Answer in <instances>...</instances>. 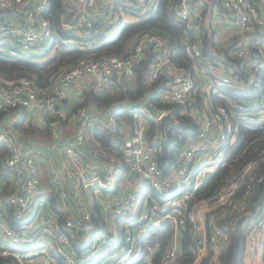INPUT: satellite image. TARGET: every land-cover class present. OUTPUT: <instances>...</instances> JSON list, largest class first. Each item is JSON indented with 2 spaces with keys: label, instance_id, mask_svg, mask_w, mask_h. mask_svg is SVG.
<instances>
[{
  "label": "built area",
  "instance_id": "2783aa9c",
  "mask_svg": "<svg viewBox=\"0 0 264 264\" xmlns=\"http://www.w3.org/2000/svg\"><path fill=\"white\" fill-rule=\"evenodd\" d=\"M148 1L60 0L62 11L56 22L49 12L51 0H0L2 51L36 57L59 46L92 50L116 23L137 21L131 9ZM220 2L212 24L219 34L232 31L227 45L231 64L205 53V1L172 0L171 12L185 24L184 48L193 70L177 65L167 39L149 31L140 34L125 55H84L58 69L44 84L29 76L0 74V107L35 114L50 127L57 148L59 123L67 118L57 107L70 96L71 85L85 81L103 95L116 79L136 76V65L147 57L148 48L156 54L151 78L163 74L169 80L163 100L184 112L190 102V113L196 117L202 113L196 135L178 146L166 172L156 153L163 139L158 125L162 115L173 109H157L141 98L135 110L144 111L146 103L155 109L158 115L150 114V119L157 122V132L147 135L148 118L143 112L136 114L123 155L98 148L96 153L106 160L98 165L83 158L79 149L96 127L115 132L117 118L112 112L92 115L89 106L80 107L75 113L78 132L64 147L71 165L51 168L57 212L48 209L50 191L43 185L35 150L11 142L1 131L0 141L9 145L2 163L9 177L2 176L0 164V256L12 259L0 264H94L96 258L97 264H176L186 230L193 239L191 264H201L208 255L210 264H215L238 226L245 264L258 257L264 262V173L259 172L264 162V0ZM222 88L239 94L240 101L227 95L226 104L214 102L213 95H224ZM199 97L204 101L201 109L196 104ZM245 105L252 110L245 111ZM233 107L242 111L241 116ZM246 132L258 136L247 141ZM251 145H255L253 158L225 184L207 195L199 193L209 174L237 162L239 151L244 154ZM165 227H171L173 234L162 248L149 235ZM158 252L163 255L159 260Z\"/></svg>",
  "mask_w": 264,
  "mask_h": 264
},
{
  "label": "trees",
  "instance_id": "16d2710c",
  "mask_svg": "<svg viewBox=\"0 0 264 264\" xmlns=\"http://www.w3.org/2000/svg\"><path fill=\"white\" fill-rule=\"evenodd\" d=\"M172 0H151L146 2L140 8H132L131 10L138 16V20L120 26V22L116 23L113 32L110 35H106L97 40L95 47L92 50L81 51L78 49H70L65 46H59L54 49L52 55L45 54L36 57L28 56H12L2 51L0 48V74L8 76L10 78L18 77L21 75L29 76L36 80L39 84L46 83L49 78L58 70L65 66L75 64L77 60L84 56H106V55H125L126 52L131 49L135 43L136 38L145 32L152 31L165 37L168 41V45L171 49V55L174 58L177 65L184 66L187 69L193 70V63L187 56L184 48L186 40V30L184 22L175 17L170 10V3ZM205 9L204 15L207 19H211L214 6L218 4L221 7L219 0H204ZM62 11L60 0H51L50 15L54 21L59 20V14ZM206 36V54L210 55L215 61H224L227 64H231L229 59L228 50L229 47H225L222 50L216 48L214 40V32L210 26L203 28ZM62 34L66 33L60 31ZM0 43V47H1ZM147 57L139 64L136 65V76L130 80H116L114 81V90L111 93L98 94L94 90L85 91L81 95V100L75 105L73 112L78 111L82 106L94 105L96 108L104 110H110L117 118V130L113 133L96 127L91 135V141L94 143L95 148L103 147L111 155L118 157L123 155L124 145L128 138V134L134 133V125L137 120L136 114L143 111L135 110L130 106L122 104L124 101H139L141 98L148 97L150 103L154 104L155 108H168L173 109L174 114L178 120V123L169 122L166 125V139L160 141V150H157V156L160 166L167 172L169 165L172 163L174 153L178 146H180L186 139L196 135L200 123L198 117L192 113L184 112L181 107L173 106L172 104L164 101L161 97V93L166 90L169 80L163 74H160L158 78H151V64L154 61L156 54L151 48H148ZM151 49V50H150ZM239 65V64H238ZM221 92L224 94L213 95L214 102L226 104L228 101L225 96L231 95L240 101L241 96L235 92H232L230 88H222ZM252 100L253 98H247ZM203 99L198 98L196 102L198 109L202 108ZM122 104V105H121ZM247 106L246 110L251 108V105ZM248 108V109H247ZM238 116H241L242 111L237 108H232ZM14 109H8L0 107V122L4 116ZM23 116L17 127L21 130L23 135L27 138L40 139L48 137L49 133L47 129L36 127L35 125L24 126ZM146 134L151 135L157 132V122L148 118L146 122ZM39 128V129H38ZM51 134V132H50ZM258 134L246 132V140H254ZM257 144V143H256ZM263 144V141H260ZM255 145H251L246 153L239 151V159L237 162L220 167L214 173L209 174L201 191V195H207L225 184L230 176L238 171L241 166L249 159L253 158V148ZM9 151V145L6 142L0 141V164L2 166L1 173L4 178H8L7 169L3 166V158ZM259 172L264 173V162L259 166ZM46 184L50 186L51 183ZM261 189L264 190V182L261 185ZM48 209L52 212H57V193L53 184L48 189ZM59 210V209H58ZM61 217L65 219V214L59 212ZM149 240L151 242H158L165 248L171 240L173 229L171 227L154 229L150 232ZM193 239L188 230L184 233L183 250L180 254L178 262L176 264H191L193 261L192 253ZM163 255L161 252L157 254V260L161 259ZM12 257L0 256V261H11ZM201 264H210V256L208 255ZM215 264H245L244 261V242L241 236V227L238 226L231 237L229 245L220 254L219 260Z\"/></svg>",
  "mask_w": 264,
  "mask_h": 264
},
{
  "label": "crops",
  "instance_id": "0c3cea01",
  "mask_svg": "<svg viewBox=\"0 0 264 264\" xmlns=\"http://www.w3.org/2000/svg\"><path fill=\"white\" fill-rule=\"evenodd\" d=\"M220 1V0H219ZM218 7V4L214 6V10L212 12H215L216 8ZM212 16L211 19H207L206 26H210V28L214 32V40L216 43V48L222 50L225 47H228L231 43V39L233 37L232 31L226 30V32H222V34H219L218 32L215 31V28L212 24ZM224 43L225 45H223ZM228 45V46H227ZM207 51V48H206ZM207 56H210L207 54ZM117 80V79H116ZM205 81H208L207 78H205ZM114 86L107 91L106 93H111L114 90ZM88 90H94V87L92 85H89L85 81H75L71 85V91H70V96L61 101V103L58 105V108L64 110L67 113V118L62 119L59 123V143L60 147L57 148L53 143L54 140L52 139V136L50 134V127L48 124H45L43 121H41L35 114L25 110V109H15L10 111L8 114H6L3 118V120L0 122V132L7 133L11 139V142L19 143L22 144L25 148L35 150L37 153V159H38V164L40 167V174L41 178L43 181V185L46 189L51 188V185L53 184V176L51 172V168L54 166H63L64 164H69L66 159V156L64 155V147L68 143L70 139H72L76 133L78 132L79 129V123L78 119L76 116V111L73 112V109L75 105L81 100V95ZM167 90V89H166ZM166 90L161 93L162 99H165V94ZM96 92V91H95ZM97 93V92H96ZM148 99V97H146ZM139 101H135L134 103L132 101H124L122 104H125L127 106H130L131 108L135 109V106H138ZM121 104V105H122ZM146 105L143 106L142 109L143 111V117L145 118H150V114H152L149 111H145ZM113 111V108L110 110H104L101 108H96L93 104L89 105V112L92 115H105L109 112ZM191 111V110H190ZM190 111L186 112L190 113ZM202 114V113H201ZM175 115V114H174ZM25 116L24 119V126L29 127V125H35L36 127L47 129L49 136L48 137H43L40 139H35V138H27L21 130L17 127V124L20 122V119ZM176 116V115H175ZM199 116V115H198ZM201 117H198L200 119ZM38 128V129H39ZM131 134H128V139H130ZM164 139V138H163ZM88 143H86L84 146H81L79 149V152L81 153L82 157L85 159H88L92 161L94 164L98 165H104L106 163L105 158L102 156H99L96 153V148L94 143L91 141V135H88ZM46 179L48 180L47 182L51 183L50 186L46 184ZM246 264H264L263 260L261 258H257L253 262H246Z\"/></svg>",
  "mask_w": 264,
  "mask_h": 264
},
{
  "label": "water",
  "instance_id": "95a60500",
  "mask_svg": "<svg viewBox=\"0 0 264 264\" xmlns=\"http://www.w3.org/2000/svg\"><path fill=\"white\" fill-rule=\"evenodd\" d=\"M146 107L150 110V112L152 114L158 115V112L155 109H153L148 103H146ZM185 108L187 109V111L191 110L192 106H191L190 102H186ZM198 115H199V117H201L202 116L201 112H198ZM169 122L178 123V120H177L176 116L174 115V111L173 110H170L168 113L162 115V117L160 118V121H159L158 130L161 132L162 137L164 139L167 138V136H166V125ZM131 174L135 175L136 172L133 170L131 172ZM173 188H174V186L170 187V189H173Z\"/></svg>",
  "mask_w": 264,
  "mask_h": 264
},
{
  "label": "rangeland",
  "instance_id": "374dc122",
  "mask_svg": "<svg viewBox=\"0 0 264 264\" xmlns=\"http://www.w3.org/2000/svg\"><path fill=\"white\" fill-rule=\"evenodd\" d=\"M222 44L225 45L224 43H222ZM0 48L2 49V48H3V45H1ZM54 51H55V50H52V51L49 52L48 54L52 55V54L54 53ZM250 104H252V103H250ZM141 117H142V116H141ZM35 250H38V249H35ZM103 262H105V261H102V263H103ZM93 263H94V264H97V263H98V259H97V258L94 259Z\"/></svg>",
  "mask_w": 264,
  "mask_h": 264
}]
</instances>
